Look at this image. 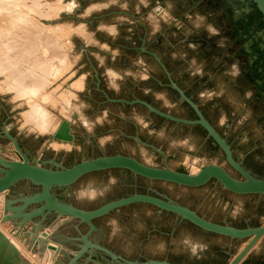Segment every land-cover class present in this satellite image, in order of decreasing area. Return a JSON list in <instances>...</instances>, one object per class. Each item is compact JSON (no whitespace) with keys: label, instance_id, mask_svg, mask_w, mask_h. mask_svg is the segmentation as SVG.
<instances>
[{"label":"rangeland","instance_id":"1","mask_svg":"<svg viewBox=\"0 0 264 264\" xmlns=\"http://www.w3.org/2000/svg\"><path fill=\"white\" fill-rule=\"evenodd\" d=\"M233 2L0 0L4 4L0 5L1 21L12 17L7 25L10 29L3 27L1 30L5 34L9 31L8 37L15 34L12 39L3 36L7 40L2 37L0 42V55L9 56L14 62L9 64L7 59L9 63L0 64V129L6 123L23 150L34 157L42 154V157L55 158L66 167L82 158L116 154L130 156L152 167H163L164 158L143 146L135 139L138 137L161 149L172 170L190 171V166L192 171H197L208 164H217L236 176L224 162L222 152L200 127L165 121L140 105L108 102L101 92L114 99L139 98L176 117L193 119L194 112L169 88L163 70L140 48L155 53L170 72L176 67V52L183 51V60L199 61L205 67L202 76L210 78L206 87L209 92L192 100L226 138L235 157L254 174L264 176V147L247 152L251 146L235 139L234 126L239 128L240 119L239 98H244L247 92L253 94L256 88L246 54L250 46H246V40H241L240 34H245V28L234 23L239 13L230 9ZM158 7L161 8L157 12H161L159 15L154 13ZM241 9L252 11L250 6ZM5 16H9L7 20ZM262 36L255 34L254 40L257 48L264 50ZM193 40L200 42L196 44ZM3 43L15 48L10 45L11 50H8L6 45L7 51ZM252 51L258 54L256 46ZM218 58V63L213 61ZM183 70L181 82L186 86L196 70L191 74L185 73V67ZM34 79L37 89L31 94L24 86ZM261 111L254 107L252 118L259 117ZM46 113H52L56 121H49ZM241 114L245 115L244 111ZM61 118L72 125L73 143L57 141L50 136ZM261 122L264 123L259 118L257 123ZM0 146L12 148L1 137ZM152 190L216 223L241 227L264 221L263 200L259 210L252 212L253 199L222 191L214 181L189 188L149 181L125 170L112 169L87 174L72 188L58 191V194L77 207L93 209L135 192L152 194ZM34 191L26 182L14 188V193ZM3 199L4 195H0V202ZM155 211L157 209L148 204L120 208L97 222L102 224L103 232L95 239H101L121 255L143 254L156 249L158 254L183 264L192 247L186 239L210 242L213 246L227 244L215 235L180 221L173 214L163 212L160 219H155ZM80 229L84 232L85 225ZM0 230L18 248L26 260L23 264H52L53 253H40L38 246L29 250L25 242L22 244L10 233V224L0 222ZM69 232L75 233V230ZM254 258L264 264V248Z\"/></svg>","mask_w":264,"mask_h":264},{"label":"water","instance_id":"2","mask_svg":"<svg viewBox=\"0 0 264 264\" xmlns=\"http://www.w3.org/2000/svg\"><path fill=\"white\" fill-rule=\"evenodd\" d=\"M240 1L246 2L245 7L251 6L250 8L263 21V36H261L264 40V0ZM141 50L149 53L159 64L167 78V85L184 104L191 108L195 118L176 117L139 98L132 100L109 98L101 90L106 101L126 105H140L150 114L165 121L200 127L207 139L222 152L224 162L236 173V176H233L225 167L217 164H208L195 174L187 170H172L167 166V157L161 149L142 141L138 137H135V139L143 146L152 149L164 158L163 167L148 166L135 158L121 154L97 156L91 159L82 158L79 162L66 167L55 158L41 156L36 159L23 150L17 138L11 134L10 126L3 123L0 129V137L5 138L11 144L12 150L0 146V195H4L2 207L0 208L2 212L0 222L10 224V233L22 242L26 244L31 242L30 250L34 249L33 247L38 243L40 253H45L44 245H41V243L45 244L48 241L40 237V234L46 236L43 229L47 228L52 220L67 219L73 221L75 236H65L58 233L47 234V239L56 242L58 245V248L47 246L49 250L55 253L52 264H79L82 259H86L88 262L93 259L94 253L105 257V264H173L166 260H129L111 251L95 239L99 232L95 224L97 219L126 206L148 204L155 207L159 213L173 214L180 221L187 222L202 231L232 240H246V245L227 264H248L244 262V259L255 244L264 237V223L260 226H246L244 228L226 223H216L205 219L189 207L153 190L152 194L135 192L119 197L93 209L77 207L71 201L65 199L64 196L58 194V191H67L72 188L79 179L87 174L119 169L149 181L167 182L189 188L201 187L214 181L224 190L236 195L264 196V177L254 174L241 160L235 157L226 138L204 116L200 107L172 79L161 59L153 52L146 51L144 48H141ZM51 138L62 142H73L72 125L68 121L62 120ZM9 154L15 156H9ZM20 182L28 183L35 191L28 194L14 193V188ZM81 225L86 227L84 232L80 229ZM56 254H58V258H55L57 257ZM24 260L18 248L0 230V264H23L26 263V260ZM62 260L66 261L62 262ZM97 263L104 264L99 261Z\"/></svg>","mask_w":264,"mask_h":264},{"label":"crops","instance_id":"3","mask_svg":"<svg viewBox=\"0 0 264 264\" xmlns=\"http://www.w3.org/2000/svg\"><path fill=\"white\" fill-rule=\"evenodd\" d=\"M234 4H232V6H230V9H233V12L238 11L239 15L235 20L234 23H236L237 27H241V28H245V34H240L241 36V40L243 41H247L246 46L248 44V46H250L248 48V50L246 51V54L249 56H247V60H248V65H249V69L251 71V80L253 85L256 88V91L252 94V93H245L244 98L240 97V108H239V112L240 115H238L239 122V128L237 129L234 126V133H235V139L238 138V140H240V143L245 144V145H249L251 146L250 150H248L247 152H250L251 150H258L260 148L264 147V123H257V120L260 118L262 121H264V61L261 58V55L258 54H254V51H252L253 46H256V50H258L257 48V44L255 43L254 40V35L256 34V37L259 35L263 34V21L261 20V18L256 14V12L254 10H242L241 7L245 8V6H243L238 0H234L233 2ZM249 12V14H248ZM155 14L159 15L160 13L154 12ZM237 13V12H236ZM236 27V29H237ZM194 43L199 44V40H193ZM258 52V51H257ZM219 56V53L218 55ZM184 54L183 51L176 52V59H177V63H176V67L173 69H171V73L172 76H174V81L178 84V86L193 100H195V96H199L202 97L205 95L207 91L206 87L209 84L210 78H204L202 75V71L204 70V65L202 63H200L199 61H189V60H183L184 58ZM257 57V58H256ZM179 61V62H178ZM215 62L218 63L219 58L213 60ZM182 65H186V66H182ZM184 67H185V73H192L193 70H196L195 73H192V79L191 82L183 85L181 82V79H183V73H184ZM199 70V71H197ZM201 70V71H200ZM175 71V72H174ZM191 71V72H190ZM209 94V93H208ZM254 107H259L262 111L259 114V117H253V112H254ZM244 111L245 115H242L241 113ZM237 113V112H236ZM238 114V113H237ZM251 114V116H250ZM32 155V153H29ZM264 177V176H262ZM222 191L224 190L221 187ZM226 191V190H224ZM228 192V191H227ZM234 196H238L239 198H250L253 199V201L251 202V210L252 212H256L259 210L260 207V201L263 200L264 201V196L262 195H236L233 194L231 192H228ZM132 206V205H130ZM129 207V206H126ZM154 218L155 219H160L161 218V213L157 211H155L154 213ZM2 216V213L0 212V218ZM264 216V214L262 215ZM264 218V217H263ZM101 219V218H100ZM100 219H97L95 221V224L99 230L98 234L103 232V226L101 223H97ZM72 221H68L67 219H63V220H53L52 222H50L48 224V227L43 229L44 231L47 232H51V233H58V234H62L65 236H72L75 233H70L69 230L73 229V225H72ZM187 223V222H185ZM264 223V221L262 223H259L257 225H253V226H260ZM5 225H8V223H4ZM189 224V223H188ZM105 225V224H104ZM191 225V224H190ZM234 226V225H233ZM246 226H250L248 224L243 225V226H235V227H239V228H244ZM196 228V227H195ZM197 230L209 234V235H215V234H211L205 231H202L198 228H196ZM217 237H219L221 240H225L227 242L226 245H222V243H218L215 244V246H213V244H211L210 242H203V241H199V240H190V239H186V242H190L189 246L190 248V252L186 257V263L185 264H227L231 261L232 257L238 253L245 245H246V240H232L230 238L227 237H223V236H218L215 235ZM19 240V238H17ZM99 243H101L103 246L107 247L108 249H110L107 245H105L101 239H96ZM20 241V240H19ZM264 237L261 238L256 244L255 246L251 249V251L249 252V254L246 256V258L244 259V262L248 263V264H260L258 263L257 259L254 258V255L256 253H258L260 251L261 248H264ZM22 244H25L23 242H21ZM27 246V248L30 250L32 243L29 242V244H25ZM112 251V249H110ZM211 250H214L211 252ZM113 252H115L113 250ZM117 253V252H115ZM119 254V253H117ZM121 255V254H119ZM122 257L129 259V260H135V261H143V260H166L169 261L173 264H183V263H178V262H174L169 256L167 255H161L158 254L156 249H154L151 252H147V253H139L137 255H121ZM66 260H63V262H65ZM101 262V263H106L105 261V257L101 256L98 253H94L93 255V259L91 261H86V259H82L80 261L79 264H98L97 262ZM263 264V263H262Z\"/></svg>","mask_w":264,"mask_h":264},{"label":"bare ground","instance_id":"4","mask_svg":"<svg viewBox=\"0 0 264 264\" xmlns=\"http://www.w3.org/2000/svg\"><path fill=\"white\" fill-rule=\"evenodd\" d=\"M2 2V1H1ZM0 5L2 6V5H4L3 3L1 4L0 3ZM6 6V5H5ZM4 6V7H5ZM3 7V6H2ZM8 9H9V7H8ZM7 8H6V10H8ZM5 10V8H4V11H6ZM161 10V8H156L155 9V11L154 12H159ZM1 11H3L2 9H1ZM7 12V11H6ZM8 12H9V10H8ZM6 14V13H5ZM6 15H8V13L6 14ZM4 17V16H3ZM9 17V16H8ZM8 17L6 18V16H5V18H6V20L8 19ZM4 18V19H5ZM12 18V17H11ZM11 18H9V20H7V21H5V20H3V21H1V18H0V42L2 41L1 40V38L3 37V36H5L6 38H9L10 37V34H9V37L8 36H6L7 35V33L9 32H6V34L5 33H3L2 32V30H1V28H3L4 27V29L6 28V30L8 29H10L8 26V21H11L12 19ZM11 23V22H10ZM8 25V26H7ZM12 25V24H11ZM10 27H12V26H10ZM13 28V27H12ZM12 31H13V29H11ZM11 30H10V33H11ZM5 32V31H4ZM13 33V32H12ZM11 33V34H12ZM5 34V35H4ZM15 34H13V36H14ZM13 36H11L10 38L12 39L13 38ZM5 37H3V38H5ZM5 38V40H7ZM14 40H15V37H14ZM10 41V40H9ZM16 43V42H15ZM4 45H5V47H6V43H3ZM2 45V43L0 44V46ZM11 44H9V46H10ZM15 46H16V44H14ZM8 46V45H7ZM8 46V50H11V48ZM5 47L3 48L2 47V49H5ZM11 47H12V45H11ZM14 47V46H13ZM12 47V49H14ZM1 48V47H0ZM16 48H17V46H16ZM6 50H7V47H6ZM5 50V51H6ZM7 50V51H8ZM2 51V50H1ZM4 53V52H3ZM43 53L45 54L46 52H45V50L43 51ZM7 55H4V54H1L0 55V64L1 63H4L5 62V64L6 63H9L8 61L10 60V63L9 64H11V62H12V59L8 56L7 58ZM7 59H9L7 62H6V60ZM4 61V62H3ZM13 61H15V60H13ZM16 62V61H15ZM13 63L14 62H12V65H13ZM12 65H10V66H12ZM0 68H1V66H0ZM28 72L30 73V72H32V70L30 71V70H28ZM35 72V71H34ZM15 73V72H14ZM14 73H13V75H14ZM28 73V74H29ZM33 73V72H32ZM17 76V75H16ZM17 78V77H16ZM36 78H37V76H36ZM37 89V84H36V80L34 79V81H32V82H30V83H28V84H26L25 86H24V90H26L28 93H31L32 94V92L34 91V90H36ZM28 95V94H27ZM27 100L28 99H25V101L27 102ZM47 112V111H46ZM46 117L47 118H49L48 120L49 121H56V119H55V117H54V115L52 114V113H46ZM62 120H66V121H68L66 118H61L60 119V121H59V124H60V122L62 121ZM69 122V121H68ZM70 123V122H69ZM59 124H58V126H59ZM71 124V123H70ZM58 128V127H57ZM57 130V129H56ZM55 130V131H56ZM55 131L54 132H52L51 134H50V136H52L54 133H55ZM73 143V142H72ZM10 146H11V144H9ZM11 149V148H10ZM12 150V149H11ZM146 164V163H145ZM146 165H148V166H150L149 164H146ZM189 168V170H190V172L192 173V174H195V173H197L198 172V170L197 171H192L191 170V167L189 166L188 167ZM2 195V194H1ZM2 207V202H0V208ZM2 217V216H1ZM1 219V218H0ZM61 221V220H60ZM2 224H4V223H2ZM45 232V234H46V236H42V234H40V237H41V239H46L48 242L47 243H45V244H43V242L41 243V245H44V248H45V253L46 252H48V255H50L51 253H53V255H55V253L53 252V251H51V250H49L48 249V247L47 246H51V247H53V248H58V245H57V243L56 242H54V241H52V240H48L47 238H48V235L47 234H49V233H51V232H47V231H44ZM4 233V232H3ZM15 237V236H14ZM15 238H17V237H15ZM20 240V239H19ZM21 241V240H20ZM22 242V241H21ZM39 244L37 243L36 244V246H38ZM50 252V253H49ZM56 256L57 257H55V258H58V254H56ZM58 260V259H57ZM52 261V260H51Z\"/></svg>","mask_w":264,"mask_h":264},{"label":"flooded vegetation","instance_id":"5","mask_svg":"<svg viewBox=\"0 0 264 264\" xmlns=\"http://www.w3.org/2000/svg\"><path fill=\"white\" fill-rule=\"evenodd\" d=\"M243 6H245V3L246 2H241L240 0H238ZM249 5V4H248ZM251 7V6H250ZM140 50H141V48H140ZM149 51V50H148ZM258 53L261 55V58L263 59V61H264V50L262 49V47H259L258 48ZM163 64H164V66L166 67V65H165V63L163 62V61H161ZM158 64V63H157ZM159 65V64H158ZM160 67V66H159ZM161 68V67H160ZM167 68V67H166ZM169 71V70H168ZM169 73H170V75H171V77H172V73L169 71ZM166 77V76H165ZM167 79V78H166ZM195 117V116H194Z\"/></svg>","mask_w":264,"mask_h":264},{"label":"built area","instance_id":"6","mask_svg":"<svg viewBox=\"0 0 264 264\" xmlns=\"http://www.w3.org/2000/svg\"><path fill=\"white\" fill-rule=\"evenodd\" d=\"M42 156V154L35 156L36 159L40 158Z\"/></svg>","mask_w":264,"mask_h":264}]
</instances>
